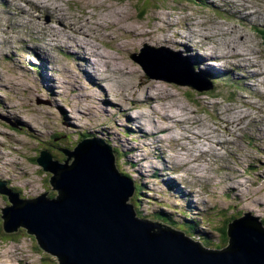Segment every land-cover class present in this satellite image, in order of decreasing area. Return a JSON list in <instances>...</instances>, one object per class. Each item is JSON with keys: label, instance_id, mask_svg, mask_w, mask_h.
<instances>
[{"label": "rangeland", "instance_id": "obj_1", "mask_svg": "<svg viewBox=\"0 0 264 264\" xmlns=\"http://www.w3.org/2000/svg\"><path fill=\"white\" fill-rule=\"evenodd\" d=\"M247 5L264 24V0H0V181L22 198L54 193L35 158L47 146L63 160L78 144L58 133L74 125V142L89 131L126 152L117 165L145 185L147 214L177 210L217 240L227 215L264 220V42L242 23ZM149 46L180 65L145 53L144 70L135 54ZM195 57L208 72L239 65L242 89L211 87ZM8 204L0 193V264L59 263L25 228L4 231Z\"/></svg>", "mask_w": 264, "mask_h": 264}, {"label": "water", "instance_id": "obj_2", "mask_svg": "<svg viewBox=\"0 0 264 264\" xmlns=\"http://www.w3.org/2000/svg\"><path fill=\"white\" fill-rule=\"evenodd\" d=\"M62 151L63 161L47 149L37 158L51 173L54 197L22 198L0 181L9 200L4 231L25 228L57 264H264V224L251 212L228 224L226 247L207 248L185 231L138 216L134 180L120 171L105 140L84 138Z\"/></svg>", "mask_w": 264, "mask_h": 264}, {"label": "trees", "instance_id": "obj_3", "mask_svg": "<svg viewBox=\"0 0 264 264\" xmlns=\"http://www.w3.org/2000/svg\"><path fill=\"white\" fill-rule=\"evenodd\" d=\"M144 1V0H142ZM173 1H177V0H173ZM180 1H192V0H180ZM153 5V4H152ZM149 10V4L146 6V8L144 9H141L139 10V12H141L142 16L145 14V12H148ZM199 63L195 62V66L197 67ZM35 69L36 71H42L44 69V67H41L40 65L36 64L35 65ZM206 75L208 74L207 72H204ZM210 75V78L212 79L213 76ZM70 124V123H69ZM18 125H22L21 123H18ZM24 127V126H23ZM25 128V127H24ZM75 126L74 125H68V129L64 130L62 133H58L60 134L61 136L63 135V140H67L69 141L70 143H72V145L75 143V144H78L82 139H84L85 137H92V136H99V134H93V133H90L89 131H86V132H83L81 133L80 135H78L77 137V140H75L76 142H74V140L72 139V135L69 134V137L67 132H70L72 130H74ZM54 138H55V135H54ZM107 143H110V145L112 144L111 141L107 140ZM47 143L49 144V142L47 141ZM71 146V144H69ZM50 146V145H48ZM59 146V145H58ZM74 146V147H73ZM71 147L75 148V145H73ZM44 149H47L49 150L52 154L53 151L51 150V148L49 147H44L41 150H44ZM63 149V146L61 147V150ZM68 149H71V148H68ZM114 150L117 152L118 156H121V157H124L126 155V152H121L119 148L115 147ZM40 153V152H39ZM39 156V155H38ZM37 156L35 158V160L37 161ZM54 158L58 159L56 157V155L54 154ZM65 159V157L63 158V160ZM118 159V157H117ZM63 160H59V161H63ZM119 162V160H118ZM120 169V168H119ZM120 171L122 173H124L125 175H127L128 177L130 178H133V176L125 171H122L120 169ZM134 180V183H135V188H136V200H135V195L133 196L132 198V203L135 205V208H136V211L138 213V216H140L141 218H144V219H149V220H157L159 222H162V223H166V224H170L171 226L177 228L178 230H182V231H185L186 234L188 236H190L191 238H193L194 240H197L201 243H203V245H205L206 247H214V248H222L223 244H226L228 243L229 241V237H228V234H227V229H228V222L232 219V220H235L237 218H239V216H241V213H235L231 216L227 215V219L226 221H223V223L219 222L217 226H215V228H213V231H216V233H218V240L214 237H210L208 236V234H203L202 233V236H199L198 234V228L200 227V221L194 219V218H188L185 214H182L184 217L186 216V220H183L182 222L180 221V215L178 213L177 210L176 213H167L166 211H159V212H154V213H151V214H147L141 207L143 205L142 201H141V196H142V192L145 193V185L135 181V179L133 178ZM56 195V191L54 193H51L49 196L50 197H54ZM232 197V195H231ZM234 209V207L232 208ZM264 224V220H261ZM33 236V235H31ZM218 244V246H217ZM215 245V246H213Z\"/></svg>", "mask_w": 264, "mask_h": 264}, {"label": "bare ground", "instance_id": "obj_4", "mask_svg": "<svg viewBox=\"0 0 264 264\" xmlns=\"http://www.w3.org/2000/svg\"><path fill=\"white\" fill-rule=\"evenodd\" d=\"M91 3V2H90ZM248 6V5H247ZM255 7H257L256 5H254ZM253 16H255L254 14H253ZM248 17H252L251 16V12L249 11L247 14H245V18H248ZM258 17H264V14L263 13H261L260 14V16H258ZM122 20H124V17H122ZM126 20V19H125ZM124 20V21H125ZM90 44V43H89ZM88 45V44H87ZM93 48H94V46H93ZM153 50V51H152ZM164 50H166L167 52H169V54H167ZM144 52H142V53H136L135 55L137 56V59L139 58V64L142 66V68H144V70H146L147 71V66H148V62H147V58H146V56L144 55L145 53L148 55V58H150L152 61H154L155 63H157V62H162L163 64H165V63H168V61H171L172 63L171 64H177V65H180V63H181V61L178 59V58H173V57H171L170 56V53H171V51L168 49V48H166V47H163V46H161V48H153L152 46L150 47H147V49L146 50H143ZM241 52L242 51H240V52H237L236 50H235V54H234V57H238L239 59H244V60H249L248 58H245L246 56L244 55V56H242L241 57ZM211 54V53H210ZM100 55V54H99ZM174 57H178L175 53H173L172 54ZM100 57V56H99ZM210 58H213L212 56H209V59ZM233 58V57H232ZM44 59V58H43ZM234 59V58H233ZM88 60V59H87ZM202 63H205V62H202ZM256 63V60L255 59H252V65H254ZM169 65V64H168ZM236 67L239 69L240 67H239V65H236ZM257 74H262V75H264V72H258ZM243 77H246L244 74H243ZM189 83H192V81H188ZM149 97V96H148ZM147 97V98H148ZM135 99H137V98H135ZM134 99V100H135ZM141 99V98H140ZM133 100V101H134ZM146 100V99H145ZM135 101H137V100H135ZM113 105H115V103H112ZM137 105V104H136ZM155 110H158L156 107L154 108ZM162 110H164V113L166 112L165 110H167V108L166 107H163L162 108ZM159 114H160V112H159ZM179 113H177V115H178ZM189 118V117H188ZM187 118V119H188ZM168 120V119H167ZM141 129V128H140ZM149 133V132H148ZM58 259V258H57ZM58 262H59V260H58Z\"/></svg>", "mask_w": 264, "mask_h": 264}]
</instances>
